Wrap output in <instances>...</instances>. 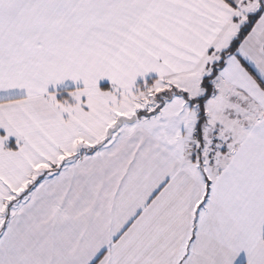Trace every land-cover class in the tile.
Instances as JSON below:
<instances>
[{"label": "snow or ice", "instance_id": "1", "mask_svg": "<svg viewBox=\"0 0 264 264\" xmlns=\"http://www.w3.org/2000/svg\"><path fill=\"white\" fill-rule=\"evenodd\" d=\"M264 264V0H0V264Z\"/></svg>", "mask_w": 264, "mask_h": 264}, {"label": "crops", "instance_id": "2", "mask_svg": "<svg viewBox=\"0 0 264 264\" xmlns=\"http://www.w3.org/2000/svg\"><path fill=\"white\" fill-rule=\"evenodd\" d=\"M235 264H245V260H244V256H243V254H241V255L237 258Z\"/></svg>", "mask_w": 264, "mask_h": 264}]
</instances>
